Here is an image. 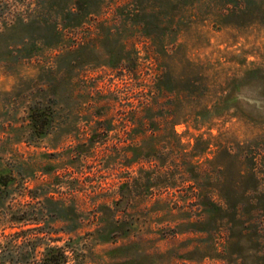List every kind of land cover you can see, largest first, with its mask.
I'll list each match as a JSON object with an SVG mask.
<instances>
[{"label":"rangeland","instance_id":"1","mask_svg":"<svg viewBox=\"0 0 264 264\" xmlns=\"http://www.w3.org/2000/svg\"><path fill=\"white\" fill-rule=\"evenodd\" d=\"M55 246L264 264V0H0V264Z\"/></svg>","mask_w":264,"mask_h":264},{"label":"trees","instance_id":"2","mask_svg":"<svg viewBox=\"0 0 264 264\" xmlns=\"http://www.w3.org/2000/svg\"><path fill=\"white\" fill-rule=\"evenodd\" d=\"M65 257L66 255H65L64 249L61 247L55 246L51 248L49 253L44 258V261L42 264H66Z\"/></svg>","mask_w":264,"mask_h":264}]
</instances>
